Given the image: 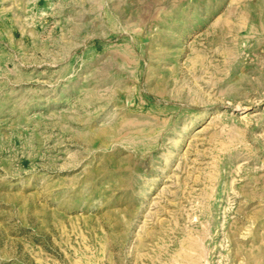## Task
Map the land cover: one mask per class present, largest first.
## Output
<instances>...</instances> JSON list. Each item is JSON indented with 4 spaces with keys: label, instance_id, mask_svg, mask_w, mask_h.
Listing matches in <instances>:
<instances>
[{
    "label": "rangeland",
    "instance_id": "1",
    "mask_svg": "<svg viewBox=\"0 0 264 264\" xmlns=\"http://www.w3.org/2000/svg\"><path fill=\"white\" fill-rule=\"evenodd\" d=\"M0 264H264V0H0Z\"/></svg>",
    "mask_w": 264,
    "mask_h": 264
},
{
    "label": "bare ground",
    "instance_id": "2",
    "mask_svg": "<svg viewBox=\"0 0 264 264\" xmlns=\"http://www.w3.org/2000/svg\"><path fill=\"white\" fill-rule=\"evenodd\" d=\"M126 57V56H125ZM127 60V59H126ZM129 115V114H128ZM123 116H125V115H123ZM126 118V117H125ZM153 119V118H152ZM129 120V119H128ZM125 121V120H124ZM127 121V120H126ZM130 122H132V121H129L128 123H130ZM121 123V122H120ZM119 123V124H120ZM127 123V122H126ZM136 126V125H135ZM117 127H119V126H117ZM115 131H116V129H115ZM123 132H125V131H123ZM197 241V240H196ZM202 256H203V254H202ZM200 258V257H199ZM204 261H205V259H204ZM205 263V262H204Z\"/></svg>",
    "mask_w": 264,
    "mask_h": 264
}]
</instances>
